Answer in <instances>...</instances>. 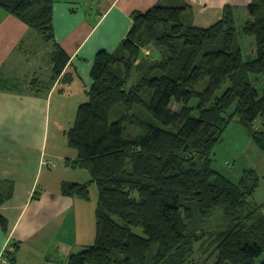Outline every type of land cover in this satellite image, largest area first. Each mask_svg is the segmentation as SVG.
Returning <instances> with one entry per match:
<instances>
[{
    "label": "trees",
    "instance_id": "16d2710c",
    "mask_svg": "<svg viewBox=\"0 0 264 264\" xmlns=\"http://www.w3.org/2000/svg\"><path fill=\"white\" fill-rule=\"evenodd\" d=\"M54 2L0 0V8L52 46V82L70 83ZM188 11L160 2L136 10L117 49L96 55L89 98L65 132L66 145L78 151L68 163L92 178L62 186L89 201L97 185L96 239L68 264H198L201 247L212 264H264L259 174L249 168L236 181L213 165L233 121L264 152V0L243 6L242 15L227 5L208 28L189 23ZM0 85L20 87L2 78ZM118 105L123 114L113 120ZM12 193L0 188V207ZM0 226L8 230L1 212ZM14 246L6 253L13 262Z\"/></svg>",
    "mask_w": 264,
    "mask_h": 264
},
{
    "label": "crops",
    "instance_id": "0c3cea01",
    "mask_svg": "<svg viewBox=\"0 0 264 264\" xmlns=\"http://www.w3.org/2000/svg\"><path fill=\"white\" fill-rule=\"evenodd\" d=\"M54 1V29L57 41L70 55L65 69L73 75L70 83L52 82V46L0 8V78L20 84L11 89L0 85V188L13 191L0 207L8 221L6 232L0 226V264H68L73 253L94 243L98 195L92 194V185L91 204L63 193L64 183L91 178L75 177L68 161L76 160L78 151L62 144L54 133V110L67 107L77 112L84 102L82 93H88L93 83L91 71L97 53L117 49L133 24L132 13L146 11L158 2L184 3L189 8L187 21L208 28L223 17L227 5L239 12L253 2ZM54 101L58 102L55 108ZM60 127L62 130V124ZM16 243L19 247L13 262L6 253L15 250Z\"/></svg>",
    "mask_w": 264,
    "mask_h": 264
},
{
    "label": "rangeland",
    "instance_id": "374dc122",
    "mask_svg": "<svg viewBox=\"0 0 264 264\" xmlns=\"http://www.w3.org/2000/svg\"><path fill=\"white\" fill-rule=\"evenodd\" d=\"M239 14L242 15V11H239ZM135 78L136 73L134 72L133 79ZM81 97L83 99L81 100V102L87 101L89 98V94L82 93ZM57 104L58 102L54 101V108ZM173 107L174 109L180 108V106L176 103H174ZM75 110L76 108L67 109V107L63 109L57 108L54 110V133L57 134V136H60L62 140L61 143L64 145L67 141V137L63 132L64 130L69 129L75 121L77 113ZM119 113L121 115L123 114V106L121 105H118L116 107L112 119H118L116 114ZM61 124L63 128L62 130L58 129L61 128ZM213 165L219 171L236 181L242 177L246 169H255L260 176V184L255 193V200L259 203H264V152L258 147L251 132L246 127H244L237 121H233L228 126L223 134L222 140L215 147ZM72 168L74 170L75 177L82 179V175H84L85 181L88 178H92L91 173L87 169L74 167ZM92 187V194L94 193L95 195L97 193L98 195L97 185L95 183H92ZM88 202L89 204H91L92 197ZM208 256L209 253L205 252L202 247L197 248L194 260L199 264V262H202L204 259L208 258ZM212 263V257H209L208 261L205 264Z\"/></svg>",
    "mask_w": 264,
    "mask_h": 264
}]
</instances>
